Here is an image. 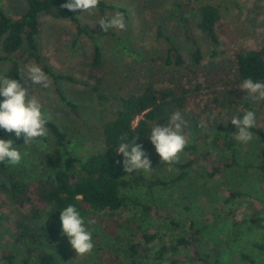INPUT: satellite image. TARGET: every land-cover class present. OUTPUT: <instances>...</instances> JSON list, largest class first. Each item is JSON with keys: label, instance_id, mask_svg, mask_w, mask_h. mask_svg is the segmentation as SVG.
Segmentation results:
<instances>
[{"label": "rangeland", "instance_id": "1", "mask_svg": "<svg viewBox=\"0 0 264 264\" xmlns=\"http://www.w3.org/2000/svg\"><path fill=\"white\" fill-rule=\"evenodd\" d=\"M102 1L108 6L105 13L99 7L91 14L82 10L70 11L78 20L81 30L69 13L63 10L41 17L38 43L44 65L50 67L56 76H70L80 84L48 76L49 87L44 88L25 84L22 77L23 86L29 89L30 96L39 100L43 110L50 114V121L67 134L70 155L86 161L91 155L105 150L102 128L115 116L116 105L122 96L137 93L150 82L164 81L170 76L181 80L188 75L192 77L193 74L187 72L194 70L199 72L202 83L207 79L219 91V106L212 102L213 108L205 110L204 106L194 105L183 114L187 121L184 131L188 136V145L196 146L200 152L213 153L215 162H231L235 158L238 165L214 178L209 177L206 165L196 167L187 172L185 180L157 188L152 193L144 187L131 189V196L153 208L151 217L143 218L140 214L135 216L134 212H128L121 214L122 218L117 222H102L101 228L96 231L98 237L92 238L94 248L85 256H77L67 236L62 235L60 219L44 215L34 220L32 226L47 227L57 243L69 248L72 255L66 264H119L115 262L114 250L122 252L126 249V239L133 235L141 238L142 231L158 233L169 244L167 231L158 228L159 233L156 225L161 227L164 223L168 224L166 216L173 215L181 224L194 221L196 227L203 230L202 239L208 253L220 264H249L244 255L256 264H264V252L258 247L264 245V174L260 170L264 141L253 133V140L249 143H237L232 139V134L238 129L230 121L234 115L242 117L245 111L251 110L256 115V126L263 129L261 115L264 114V101L245 100L246 90L227 84L233 81V71L230 69L234 66L237 52L241 48L264 47V0H200L202 4L219 6L222 11V47L218 54L213 43L198 28L200 15L192 0ZM25 7L23 0H0V13L13 18H18ZM117 12L123 14L126 30L112 28L105 32L96 24L100 18L108 19ZM185 20L189 21V26ZM188 29L199 38L204 55L201 65H196L192 58L194 46L186 38ZM165 36L172 37L180 48L187 62L186 69L164 67L163 58L167 51ZM96 47L102 49L109 72L104 101H100L83 84H93L88 71ZM6 56L0 43V76L7 78L11 63L1 60ZM30 63L35 64L30 60L22 64V68ZM59 92L65 95L67 101L61 98ZM201 122L206 126L199 127ZM8 139H12L13 146L22 153L21 162L14 167L26 182L52 175L42 168L43 156L52 149L48 134L27 145H24L22 137L17 139L14 133H8L5 140ZM149 158L153 168L150 173L133 171L130 176L143 175L170 182L180 176L178 166L191 156L188 152H182L179 162L172 165L161 163L156 151H151ZM233 194L238 196L232 198ZM30 211L27 207L20 212L12 205L1 203L0 222L3 227L0 230L13 228L15 231L18 220H23L24 214H30ZM158 213L162 218L158 217ZM133 218H136L133 225L124 230L119 228V223L126 224ZM113 229L118 231L120 239L113 237ZM5 237L9 239L6 231ZM42 241L45 243L43 248L52 251L50 241L46 238ZM155 245L159 247L161 244L158 242Z\"/></svg>", "mask_w": 264, "mask_h": 264}, {"label": "trees", "instance_id": "2", "mask_svg": "<svg viewBox=\"0 0 264 264\" xmlns=\"http://www.w3.org/2000/svg\"><path fill=\"white\" fill-rule=\"evenodd\" d=\"M23 1L26 7L18 18H13L4 12L0 13V43L7 55L1 60L11 63L7 78L16 79L23 85L19 71L22 69V64L32 60L47 76L55 80L62 79L80 84L81 82L73 77L56 76L50 67L44 65L38 43L42 26L41 17L56 10L68 12L81 30L78 20L68 9L62 7L68 0ZM192 2L200 15L199 30L213 43L218 54L217 51L220 52L222 47L220 37L222 11L217 5L202 4L200 0H192ZM98 7L103 13L108 8L102 0ZM185 23L189 26L188 20H185ZM186 31V38L194 46L192 58L196 65H201L204 55L199 38L192 30ZM161 35L163 36L162 33ZM165 43L167 51L163 58L164 67L184 68L187 62L172 37L165 36ZM230 71H233V81L227 83L228 85L239 87L243 80L248 78L254 82H264V47L241 48L234 58V66ZM88 73L93 84H83L88 86L100 101H104L109 72L100 47L95 49ZM187 73H192V77L188 75L181 80L170 76L164 81L150 82L137 93L122 96L116 105L115 116L102 128L105 150L91 155L86 161L70 155L68 152L70 141L67 134L55 122L49 120L46 127L52 149L43 156L42 168L52 175L28 183L13 165L7 162L0 164V205L1 203L12 205L20 212L27 207L31 209L30 214H24L23 220H18L15 231L13 228L5 230L9 235L8 240H6L5 231L0 230V264L68 263L72 255L69 248L57 243L47 227H34L32 222L43 218L44 215L60 219V211L70 204L77 208L85 221L86 228L92 233V238L96 239L98 237L96 231L101 228L102 222L107 224L117 222L119 218H122L121 214L134 212L135 216L140 214L143 218L151 217L153 208L131 196L129 194L131 189L144 187L152 193L157 188L176 185L185 180L188 176L187 172L196 167L206 165L209 177L214 178L238 165L235 158L231 162H215L213 153L200 152L196 146L187 144L183 152L190 153L191 158L178 166L181 174L170 182L149 179L143 175L132 177L130 173L124 171L123 155L116 152L121 143V135L126 134L128 142L138 136L137 143L143 145V150L149 156L151 151H155L150 142V130L155 124L167 126L174 112L179 111L183 116L194 105L204 106L205 110L213 108L212 102L216 104V107L219 106L217 97L219 91L214 89V85L207 79L202 83L198 71L188 70ZM59 94L63 100L67 101L63 93L59 92ZM2 99L0 97V100ZM261 117L263 129L256 126L251 131L264 141V114ZM7 135V132L0 129V139H6ZM261 159L260 170L264 174V151ZM236 196L238 195L233 194L232 198ZM158 217L162 218L159 213ZM93 219L96 223L89 224L88 221ZM166 219L169 223H164L161 227L156 225V229L159 233L161 231L158 228H164L167 231L169 244H166L164 238L158 233L142 231L141 238L133 235L126 239V249L122 252L114 250L115 262L119 264H198L199 262L220 264L218 259L208 253L207 245L202 239L203 230L197 228L194 221L184 222L185 225H183L173 215H167ZM135 221L136 218H133L126 224L119 223V228L124 230ZM2 227L0 222V228ZM113 230L111 232L113 237L120 239L118 231ZM43 238L50 241L52 251L43 248L45 245ZM158 242L161 245L156 247L155 243ZM6 243L10 245V248ZM258 247L264 252V245H258ZM243 258L249 264H256L247 255Z\"/></svg>", "mask_w": 264, "mask_h": 264}, {"label": "clouds", "instance_id": "3", "mask_svg": "<svg viewBox=\"0 0 264 264\" xmlns=\"http://www.w3.org/2000/svg\"><path fill=\"white\" fill-rule=\"evenodd\" d=\"M100 0H68L62 7L69 11L82 10L83 13L91 14L98 7ZM105 31L115 28L126 30V23L122 13L117 12L108 19L100 18L96 23ZM25 78L24 83L32 86L41 85L49 87V78L40 66L30 63L19 71ZM241 90L247 91L245 100L252 102L264 101V82H254L251 78L243 80L239 85ZM0 129L7 133H14L17 139L21 137L24 145L34 140L45 137L48 134L46 124L51 119L50 114L43 110L42 104L35 96H30L29 89L23 86L18 80L0 76ZM215 117L213 116V119ZM231 123L238 129L232 134V139L237 143L247 144L253 140L252 128L256 127V115L254 111H245L242 118L234 115ZM201 122L199 127H205ZM187 121L182 114L174 112L167 126L154 125L150 130V142L155 148L163 164L172 165L178 163L180 155L188 144V136L184 129ZM138 136L128 142L127 135H121L119 146L116 152L123 155V169L126 173L142 170L150 173L151 160L143 150V145L137 143ZM12 139H0V162H7L11 165H18L22 160V153L19 148L14 147ZM23 155H26L23 154ZM117 163H121L117 161ZM62 235H66L72 249L77 256L90 254L94 248L92 233L86 228L85 221L74 205H68L60 211ZM89 224L96 221L89 220Z\"/></svg>", "mask_w": 264, "mask_h": 264}]
</instances>
